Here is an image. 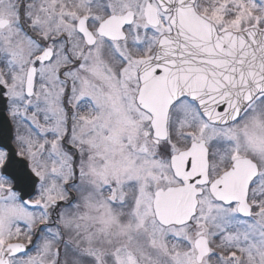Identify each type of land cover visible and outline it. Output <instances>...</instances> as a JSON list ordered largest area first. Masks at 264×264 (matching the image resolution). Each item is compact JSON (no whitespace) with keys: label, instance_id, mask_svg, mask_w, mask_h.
Returning a JSON list of instances; mask_svg holds the SVG:
<instances>
[{"label":"snow or ice","instance_id":"1","mask_svg":"<svg viewBox=\"0 0 264 264\" xmlns=\"http://www.w3.org/2000/svg\"><path fill=\"white\" fill-rule=\"evenodd\" d=\"M0 264H264V0H0Z\"/></svg>","mask_w":264,"mask_h":264},{"label":"water","instance_id":"2","mask_svg":"<svg viewBox=\"0 0 264 264\" xmlns=\"http://www.w3.org/2000/svg\"><path fill=\"white\" fill-rule=\"evenodd\" d=\"M2 115H4V114L2 113V109H0V116H2Z\"/></svg>","mask_w":264,"mask_h":264}]
</instances>
